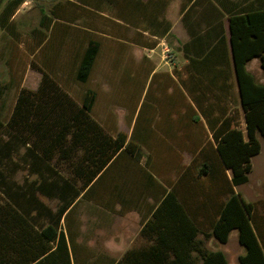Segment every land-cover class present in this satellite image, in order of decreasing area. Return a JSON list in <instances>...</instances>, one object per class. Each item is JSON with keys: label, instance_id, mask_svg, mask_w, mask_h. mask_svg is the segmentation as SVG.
I'll return each mask as SVG.
<instances>
[{"label": "trees", "instance_id": "1", "mask_svg": "<svg viewBox=\"0 0 264 264\" xmlns=\"http://www.w3.org/2000/svg\"><path fill=\"white\" fill-rule=\"evenodd\" d=\"M20 2L10 1L5 12L13 7V3L18 5ZM126 2L123 6L128 8L130 3ZM52 14L55 18L44 14L41 20V25L48 30L61 20L56 13ZM126 16L122 13L116 19L130 24ZM230 29L229 42L224 36L219 41L225 50L218 58L234 65L237 102L244 112L247 140L239 127L237 114L228 118L224 114L212 120L203 115L216 143L214 150L219 163L224 169L231 170L232 182L238 186L248 182L251 159L262 148L259 136L264 139V84L258 83L246 68L247 62L259 58L264 69V10L230 17ZM46 42L47 38H43L39 48ZM155 44L148 45L153 48ZM100 50L99 40L91 38L87 42L75 64L76 82L90 80ZM216 54L212 50L204 59ZM157 75L153 76L146 91L130 137L123 131L107 130L95 118L93 108L97 94L92 89H87L80 101H76L57 85L46 83V75H43V84L38 90H20L10 120L6 125L0 121V127L5 130L0 133V146L4 134H27L24 143L29 144L36 161L49 166L55 159L56 165H67L71 180L79 182L80 187L75 188L67 180L59 187L57 182L51 183L52 187L57 184L62 205L57 219L40 225L0 191V264H72V260L74 264H81L80 245L70 229V219L79 198L114 213L140 212L141 234L154 239L152 245L127 251L119 261L102 257L91 264H228L222 251L208 250L197 239L199 229L178 199L175 183L167 180L166 187L154 177L151 170L155 167L150 166L149 159L142 162L150 144L149 133L140 131L139 127L153 123L147 116V107ZM228 86L231 88L232 84ZM188 107L191 112L189 122L201 125L196 111L190 104ZM207 143L212 145L210 141ZM209 166L204 164L202 172L207 173ZM182 169L183 166L174 167L173 171L178 176ZM47 188L45 195L51 196L53 192ZM41 189L45 192L46 187L42 185ZM229 192L230 197L212 228V236L226 243L230 232L238 230L239 243L245 248V254L239 257L240 264H264V234L258 226L262 219L259 202L245 201L233 188ZM61 219L69 225V233L61 229Z\"/></svg>", "mask_w": 264, "mask_h": 264}, {"label": "rangeland", "instance_id": "2", "mask_svg": "<svg viewBox=\"0 0 264 264\" xmlns=\"http://www.w3.org/2000/svg\"><path fill=\"white\" fill-rule=\"evenodd\" d=\"M10 1L13 0H0V121L3 125L11 118L20 90H38L46 75V83L57 85L76 101H80L87 89L96 91L95 118L105 123L106 128L116 121L119 129L129 131L133 107L132 71L137 72L139 65L146 69V64L140 61L148 54L157 65H163L161 61H178L176 53L171 51L169 58L163 59L164 46L158 45L159 40L136 29L137 24L144 28L147 21L139 19L141 12H134L132 0H128V8L123 6L127 0H21L5 12ZM83 3L88 6L84 7ZM52 13L61 20L55 19L53 28L48 30L41 25V20L44 14L55 18ZM122 13L127 15L130 24L116 19ZM43 38H47V42L39 48ZM91 38L100 41L101 50L90 80L78 83L74 78L75 64ZM137 43L156 45L151 53ZM3 131L2 126L0 133ZM25 135L4 134L0 146V191L40 225L57 219L62 205L57 184L52 187L51 183L57 182L59 187L67 180L75 188L80 187V183L71 180L67 165L58 166L55 159L49 166L36 161L29 144L24 143L28 137ZM259 139L262 149L254 156L251 176V183L255 182L256 186L249 190L253 198L259 197L260 192L256 181L264 183V139L260 136ZM42 185L46 187L45 192ZM47 187L53 192L51 196L45 195ZM73 213L70 229L80 245L81 264L95 263L102 257L116 260L126 249L142 244L140 221L131 213L110 212L80 198ZM60 227L69 229L64 219ZM220 248L228 253L230 264H237L235 255L242 253L243 248L235 236ZM71 263L74 264L73 260Z\"/></svg>", "mask_w": 264, "mask_h": 264}, {"label": "crops", "instance_id": "3", "mask_svg": "<svg viewBox=\"0 0 264 264\" xmlns=\"http://www.w3.org/2000/svg\"><path fill=\"white\" fill-rule=\"evenodd\" d=\"M132 4L134 12H141L139 19L147 21L144 28L134 24L136 29L158 39V45L162 48L167 46L171 52H175L178 61H161L163 65H157L148 54L144 61H140L146 64V69L139 65L137 72L132 71L133 107L129 131L119 129L116 121L108 128L105 123L100 122L107 130L123 131L130 137L146 91L153 76L158 74L154 77L147 107V116L153 119V123L139 127L140 131L149 133L150 144L142 162L149 159L150 166L155 167L151 170L154 177L163 185L166 186L165 181L170 179L175 183L178 199L199 229L197 239L202 241L208 250L222 251L230 264L228 253L220 246L227 245L232 236H235L239 243L238 230H232L228 241L221 243L212 236V228L230 197V188H233L245 201H259L262 219L258 226L264 234V183L262 184V180L256 181L260 192L259 197L253 198L249 190L256 186L255 182L251 183L255 156L251 159L252 171L248 175V182L238 186L233 184L231 170L224 169L219 163L214 150L216 143L204 115L212 120L224 114L227 118L237 114L239 127L247 140L244 112L237 102L238 87L234 65L218 58L225 50L219 41L224 36L229 42L230 17L263 11L264 0H132ZM258 23L261 24V19H258ZM137 44L151 53L155 47L150 48L147 43ZM212 50L218 54L204 59ZM246 68L258 83L264 84V69L259 58L247 62ZM230 83L231 88L228 86ZM97 99L98 96L93 115ZM188 104L196 111L201 125L189 122L188 114L191 112ZM121 108L127 110L124 106ZM208 141L212 145H209ZM204 164L210 165L207 173L202 172ZM181 166L183 169L176 176L173 169ZM149 202H152L151 198ZM127 213H131L140 221L139 241L142 244L126 249L116 261L122 259L129 250L154 243L153 238L141 234V213L130 210L121 215ZM239 246L243 248V252L235 255L237 264H240L239 257L245 254V248L240 243Z\"/></svg>", "mask_w": 264, "mask_h": 264}, {"label": "built area", "instance_id": "4", "mask_svg": "<svg viewBox=\"0 0 264 264\" xmlns=\"http://www.w3.org/2000/svg\"><path fill=\"white\" fill-rule=\"evenodd\" d=\"M170 49L167 46H164L163 48V59L169 58Z\"/></svg>", "mask_w": 264, "mask_h": 264}]
</instances>
